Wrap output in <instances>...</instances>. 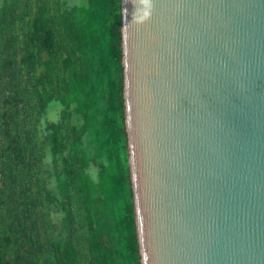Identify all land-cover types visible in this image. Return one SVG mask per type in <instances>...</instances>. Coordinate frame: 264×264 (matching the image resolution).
Listing matches in <instances>:
<instances>
[{
    "label": "water",
    "instance_id": "obj_1",
    "mask_svg": "<svg viewBox=\"0 0 264 264\" xmlns=\"http://www.w3.org/2000/svg\"><path fill=\"white\" fill-rule=\"evenodd\" d=\"M141 264H264V0H121Z\"/></svg>",
    "mask_w": 264,
    "mask_h": 264
},
{
    "label": "trees",
    "instance_id": "obj_2",
    "mask_svg": "<svg viewBox=\"0 0 264 264\" xmlns=\"http://www.w3.org/2000/svg\"><path fill=\"white\" fill-rule=\"evenodd\" d=\"M0 264H141L121 0H1Z\"/></svg>",
    "mask_w": 264,
    "mask_h": 264
},
{
    "label": "rangeland",
    "instance_id": "obj_3",
    "mask_svg": "<svg viewBox=\"0 0 264 264\" xmlns=\"http://www.w3.org/2000/svg\"><path fill=\"white\" fill-rule=\"evenodd\" d=\"M0 4H1V0H0ZM50 116H52V113H51V111L50 112H48V114H47V117L49 118ZM56 116V115H55ZM55 116H54V118H55Z\"/></svg>",
    "mask_w": 264,
    "mask_h": 264
}]
</instances>
